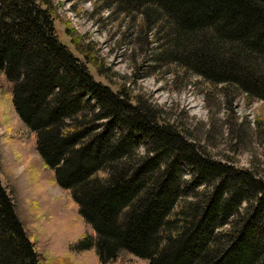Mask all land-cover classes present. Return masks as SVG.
<instances>
[{"label":"trees","instance_id":"trees-1","mask_svg":"<svg viewBox=\"0 0 264 264\" xmlns=\"http://www.w3.org/2000/svg\"><path fill=\"white\" fill-rule=\"evenodd\" d=\"M104 3L138 14L157 59L221 84L226 96L264 100V0ZM57 14L53 0H0V77L12 82L38 152L91 226L77 245L101 263L135 255L149 264H264L263 180L212 158L124 86L95 79L88 64L106 77L105 67L74 28L66 34L85 59L60 40ZM8 187L0 180V264H51L21 220L15 183Z\"/></svg>","mask_w":264,"mask_h":264},{"label":"rangeland","instance_id":"rangeland-1","mask_svg":"<svg viewBox=\"0 0 264 264\" xmlns=\"http://www.w3.org/2000/svg\"><path fill=\"white\" fill-rule=\"evenodd\" d=\"M53 1L60 40L85 59L66 34L67 26L74 28L83 42L89 43L91 55L105 67L106 77L88 64L95 79L114 90L124 86L132 95L161 110L162 122L187 130L189 140L209 150L212 158L232 165L236 172L249 170L264 182V100L245 93L226 96L221 84L214 85L186 72L175 61L166 63L157 59L154 36L138 29L137 21L134 22L138 19L136 13L133 16L116 11L107 7L104 0ZM146 147L144 142L140 144L141 153ZM183 177L188 181L193 174L185 168ZM0 180L9 191L8 185L15 183L25 215L20 213L21 220L23 224H31L38 234L41 244L36 250L40 258H48L51 264H115L113 260L101 263L93 249L77 245L81 235L91 232V226L84 224L68 191L58 185L54 169L39 154L36 134L15 110L12 82L3 76L0 77ZM187 185L191 186V182ZM250 200L256 205L255 193ZM30 239L34 241L31 234ZM117 261L149 264L148 259L135 255Z\"/></svg>","mask_w":264,"mask_h":264}]
</instances>
